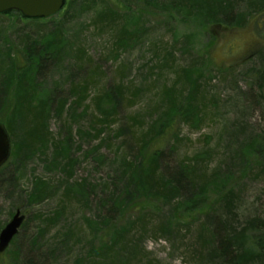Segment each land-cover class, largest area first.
<instances>
[{"label": "rangeland", "instance_id": "374dc122", "mask_svg": "<svg viewBox=\"0 0 264 264\" xmlns=\"http://www.w3.org/2000/svg\"><path fill=\"white\" fill-rule=\"evenodd\" d=\"M252 5L69 0L48 20L0 17V117L14 147L0 168V230L25 215L0 264H225L217 236L228 229L245 249L264 229V52L235 64L264 50ZM209 16L235 29L215 37ZM33 39L58 55L44 54L39 74L22 66ZM210 42H222L212 63ZM164 126L159 161L146 137Z\"/></svg>", "mask_w": 264, "mask_h": 264}, {"label": "trees", "instance_id": "16d2710c", "mask_svg": "<svg viewBox=\"0 0 264 264\" xmlns=\"http://www.w3.org/2000/svg\"><path fill=\"white\" fill-rule=\"evenodd\" d=\"M68 2H69V0H67V4H68ZM176 6L178 7V5H176ZM262 12H264V4L261 3V1H259V0H253V5L251 7V14L259 16V14H262ZM0 17H10V18H13V20H15V19H19L20 20L21 19V20H25V21H34V20L22 19L21 16L18 13H16V12H9V13H7L5 15H0ZM48 19H37V20L43 21V20H48ZM207 20L216 21L215 17H213V16H209ZM221 22L229 24V20L225 19V18L222 19ZM240 25L241 24H238V26H240ZM31 45H33L32 48H30ZM38 46H40V43L33 39V40H31L30 42H28L25 45V48L22 51L23 52V56L22 57L24 58V61L22 62L24 64H22V66H24L25 64H28L30 66V70H32L34 74H39L41 72L40 69L37 70L36 66L37 67L41 66V59L43 58L44 54H45V56H47V54L50 51H52V55H53L54 59H57V56H58L56 51L50 50V49H40ZM260 54L262 55L263 52H261ZM10 60H11V62H13L14 74L16 76V75H18V72L20 71V69H17V63H20V60H17V59H14V58L10 59ZM205 61H207L206 58H205ZM208 62L212 63V60H211L210 57H208ZM207 65H209V64L207 63ZM183 69L184 68H182V70ZM182 73L187 75L188 71H184ZM4 86L6 87V85H4ZM86 93H87V87L86 86L81 87L79 95L84 96ZM7 99H8V97L5 99V98H3L0 95V105L4 104L5 100H7ZM28 100H29L30 105H32V107H34V102L36 101V99L34 97L26 98L25 99V103H24L25 105H24L23 109L22 110L20 109L19 112H18L20 114V116H24L23 111L26 112L27 114L29 113V111H28V109L26 107V102ZM181 107H182V102L181 101L180 102L177 101V102H173L172 103V109H174V110L180 111L179 109ZM0 119H2V118L0 117ZM2 120H4L6 122L9 131H11V129H10L11 125H10L9 118L6 117L5 119H2ZM39 125H41V123L37 125V129H38ZM166 128H167V126H164L162 131L160 132V134L158 136H156V137L155 136L153 137L151 133H148V137H146V138H151L150 141H152L154 138H156L155 144L150 145L149 151H150V153L153 156L156 153H160L161 156H160L159 159H157L159 161L161 160V157L163 155L162 143H163V139L165 137ZM41 129H44V127L42 126ZM41 129H39V130H41ZM14 146H16V144ZM12 155H14L13 152H12ZM188 172L189 171L186 168H183V170L179 171L180 178L182 180L186 179L187 175H188ZM80 186H83V185L80 184ZM88 189H89V187L86 190H88ZM198 200H200V198H198L196 200H193L191 202H192V204H194ZM102 204H103V208L105 206H107L108 205V199L104 198L102 200ZM136 206L140 210H142L143 207H144L142 203L137 204ZM214 220H216V218H214ZM221 221H230V220H229V218L227 220L225 218H222ZM259 224H260V221H257V220L256 221H252L250 223V231L258 230V228H259L258 225ZM227 231L228 232L226 234H222V235L220 234L219 235L218 234V230H217V234H218V236H217L218 248H217L216 251L218 253H221L220 256H222V260L224 261L225 264L227 262L226 260H228V262L230 264H233L235 261H236V264H250L254 260H258L260 263L264 264V229L261 230L259 228V230H258L259 232L258 233H251L250 232V236L246 237L247 241L245 240L246 243H244L245 249H240V247H239V242L243 241L244 239H242V240L237 239V237H240L242 235V233L236 234L234 232V229L232 230V232L229 229ZM232 243L236 247L232 246ZM30 262L32 263V258L27 259V263L29 264Z\"/></svg>", "mask_w": 264, "mask_h": 264}, {"label": "water", "instance_id": "95a60500", "mask_svg": "<svg viewBox=\"0 0 264 264\" xmlns=\"http://www.w3.org/2000/svg\"><path fill=\"white\" fill-rule=\"evenodd\" d=\"M65 4V0H0V14L18 11L25 18H46L56 14ZM220 26V25H218ZM223 31L228 30L222 27ZM12 144L10 135L0 121V167L11 156ZM25 216L19 209L8 223L0 231V253L3 252L12 241Z\"/></svg>", "mask_w": 264, "mask_h": 264}, {"label": "bare ground", "instance_id": "6f19581e", "mask_svg": "<svg viewBox=\"0 0 264 264\" xmlns=\"http://www.w3.org/2000/svg\"><path fill=\"white\" fill-rule=\"evenodd\" d=\"M64 9V7H62L56 14H54L53 16H55V15H57L58 13H60L62 10ZM20 16H21V18L22 19H26L25 17H23L20 13H18ZM262 14H264V12H262ZM262 14H260V15H262ZM218 25H220V26H218ZM226 27L227 25H226V23H223V22H221V21H215V22H213V23H211L210 25H209V29H208V32L209 33H214L213 31H212V29H216V30H218V31H220V32H224L223 31V29H222V27ZM235 29V28H234ZM213 36H215L214 34H212ZM216 37V36H215ZM222 43V42H221ZM220 43V44H221ZM220 44L219 45H217L216 44V42H210L208 45H207V47L205 48V54H203L204 56H205V58H207V57H210L211 58V60H212V51L210 52V49L212 48L213 49V47H214V50L216 51L217 49H218V47L220 46ZM261 52H264V50L263 49H256V50H253V51H250L245 57H243V58H241L240 59V61H239V63L240 64H244V63H247V62H249L252 58H255V57H259L261 54ZM260 54V55H259ZM207 55V56H206ZM259 55V56H258ZM82 87V86H81ZM80 87V88H81ZM0 121L2 122V123H4V125H5V127H6V129H7V131H8V133H9V135H11L12 136V131H9V129H8V127H7V124H6V122L4 121V120H2V119H0ZM11 243H12V241L10 242V244H9V246L3 251V252H1L0 254H2V253H4L6 250H8V248L10 247V245H11Z\"/></svg>", "mask_w": 264, "mask_h": 264}]
</instances>
